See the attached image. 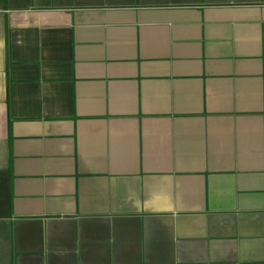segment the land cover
I'll return each instance as SVG.
<instances>
[{
    "label": "crops",
    "instance_id": "0c3cea01",
    "mask_svg": "<svg viewBox=\"0 0 264 264\" xmlns=\"http://www.w3.org/2000/svg\"><path fill=\"white\" fill-rule=\"evenodd\" d=\"M0 264H264V0H0Z\"/></svg>",
    "mask_w": 264,
    "mask_h": 264
}]
</instances>
